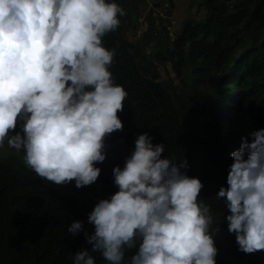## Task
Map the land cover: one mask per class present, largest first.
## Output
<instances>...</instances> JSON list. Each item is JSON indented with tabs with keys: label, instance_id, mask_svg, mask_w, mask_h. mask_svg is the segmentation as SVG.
Returning <instances> with one entry per match:
<instances>
[{
	"label": "clouds",
	"instance_id": "clouds-1",
	"mask_svg": "<svg viewBox=\"0 0 264 264\" xmlns=\"http://www.w3.org/2000/svg\"><path fill=\"white\" fill-rule=\"evenodd\" d=\"M124 15L117 0H0V150L22 151L26 166L56 185L98 180L105 140L124 127L118 113L128 92L110 70L116 50L104 45ZM251 135L231 153L228 187L217 195L245 253L264 250V128ZM152 141L139 135L114 168L118 191L89 214L92 250L77 252L73 264H97L91 253L107 264H216L204 184L184 171L186 158H162L165 145ZM68 231L76 236L83 222ZM128 249L136 251L125 261Z\"/></svg>",
	"mask_w": 264,
	"mask_h": 264
},
{
	"label": "trees",
	"instance_id": "trees-1",
	"mask_svg": "<svg viewBox=\"0 0 264 264\" xmlns=\"http://www.w3.org/2000/svg\"><path fill=\"white\" fill-rule=\"evenodd\" d=\"M217 1L211 3V17L203 28L205 34L226 38L222 35L223 31L246 16L261 20L264 24V10L261 9L264 4L257 5L253 11L241 8L237 14L224 17L223 7L216 4ZM119 2L117 0L118 4ZM195 35L196 30L193 35L192 30L186 29L180 39L194 42L193 47L197 52H192L193 57H222L218 53L216 41L207 47H198ZM104 45L116 50L110 70L115 83L122 85L128 92L124 110L118 113L124 127L122 131L118 130L107 136L106 160L96 164L101 168V175L94 184L82 187L81 191L94 195L115 194L118 186L114 183V168H123L126 159L135 149L138 136L147 133L153 138V144L165 145L162 158L168 157L176 163L186 158L189 166L184 171L202 181L204 187L200 198L205 199L206 203L211 201L210 195L213 194L211 191L215 185H221H218L217 193L221 187H225L222 183L227 181L230 165L233 163L231 153L241 147V140L233 138L228 127L219 126L211 139L213 145L208 149L205 161L202 164L197 162L187 145L184 126L176 112L168 104L162 88L141 75L136 58L131 52V44L119 28L104 37ZM263 62L262 42L256 50L247 51L238 61L235 70L218 79L220 82H228L230 87L228 90H221L218 100L211 99L204 105L211 112L213 122L217 118L222 120L227 110L230 112L229 102L237 101L239 95L245 99L264 89ZM208 73L209 66L199 68L196 71L197 76H200L199 82L205 81L206 74L211 76ZM249 76L253 78L251 82L246 80ZM212 79L216 80V77L212 76ZM233 85L235 88H232ZM26 169L28 168L23 163L13 165L0 161V264H73L77 252L85 248L91 252V245L87 243L84 232L94 234L93 224L80 214L72 200L53 182L41 181L36 173ZM74 220L83 222V231L76 236L68 231ZM135 251L136 249L126 250L125 261ZM91 254L96 258L97 264H107L100 253ZM248 256L249 260H253L252 264H264V250L263 253L261 250L248 253Z\"/></svg>",
	"mask_w": 264,
	"mask_h": 264
},
{
	"label": "rangeland",
	"instance_id": "rangeland-1",
	"mask_svg": "<svg viewBox=\"0 0 264 264\" xmlns=\"http://www.w3.org/2000/svg\"><path fill=\"white\" fill-rule=\"evenodd\" d=\"M214 0H120L126 15L121 17L119 27L124 38L131 44V52L136 58L138 69L142 76L158 84L184 126L185 139L195 159L199 163L205 161L207 151L213 145L214 134L219 126L228 127L232 137L240 139L247 137L252 141V133L264 128V89L254 96L229 102L230 112L225 113L222 120H212V114L204 107L211 99L218 100L221 90H228V82L218 79L236 69L238 61L248 50H256L264 43V24L249 16L241 17L229 28L225 29L220 38L215 34H205L203 28L211 17V3ZM224 11V17L237 14L241 8L253 11L264 0H218ZM264 10V6H262ZM188 29L196 30V41L202 46L210 43L218 46L222 57L213 56L209 59L193 57L195 44L191 40L180 39ZM210 35V36H209ZM223 36V37H224ZM219 37V38H217ZM186 38V37H185ZM218 39V40H217ZM221 39V40H220ZM257 46V47H256ZM256 47V48H254ZM197 52V51H195ZM264 67V62L262 63ZM210 67L204 82H199L196 71L199 68ZM216 77V80L212 79ZM222 80V79H221ZM247 82L253 80L246 78ZM232 88H235L234 85ZM236 112V113H235ZM17 132H22L18 124ZM226 133V132H225ZM15 134V133H13ZM23 152L9 148L0 150V161L16 165L23 163ZM204 167V166H203ZM28 168V167H27ZM202 168V167H201ZM200 168V169H201ZM28 172H34L30 168ZM35 173V172H34ZM39 180L47 181L35 174ZM63 194L71 199L80 214L88 220L95 205L101 200L110 198L107 194L83 193L76 187L73 180L69 184L56 185ZM219 185V184H218ZM211 192V206L214 216L212 235L216 241L218 254L216 264H252L248 253L239 250L236 236L228 229L226 216L230 214L223 199L217 198V187ZM228 187L227 181L222 183ZM220 227V231L216 229ZM94 231L95 226L93 225ZM263 253V250H261Z\"/></svg>",
	"mask_w": 264,
	"mask_h": 264
}]
</instances>
